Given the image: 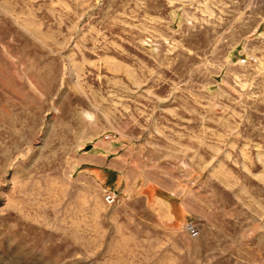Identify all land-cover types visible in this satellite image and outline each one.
I'll list each match as a JSON object with an SVG mask.
<instances>
[{"label":"rangeland","instance_id":"obj_1","mask_svg":"<svg viewBox=\"0 0 264 264\" xmlns=\"http://www.w3.org/2000/svg\"><path fill=\"white\" fill-rule=\"evenodd\" d=\"M0 264H264V0H0Z\"/></svg>","mask_w":264,"mask_h":264},{"label":"crops","instance_id":"obj_2","mask_svg":"<svg viewBox=\"0 0 264 264\" xmlns=\"http://www.w3.org/2000/svg\"><path fill=\"white\" fill-rule=\"evenodd\" d=\"M91 159L88 162V164L96 166L98 168L102 169H108V170H117L118 168L111 165V163H108L107 156L102 153L101 150H97V152H94L91 154Z\"/></svg>","mask_w":264,"mask_h":264},{"label":"built area","instance_id":"obj_3","mask_svg":"<svg viewBox=\"0 0 264 264\" xmlns=\"http://www.w3.org/2000/svg\"><path fill=\"white\" fill-rule=\"evenodd\" d=\"M117 196L118 195L115 191L107 190L104 193L105 201L108 204H112V203L116 202ZM187 230L192 236H195L197 234V230L195 229V227L193 225H188Z\"/></svg>","mask_w":264,"mask_h":264},{"label":"water","instance_id":"obj_4","mask_svg":"<svg viewBox=\"0 0 264 264\" xmlns=\"http://www.w3.org/2000/svg\"><path fill=\"white\" fill-rule=\"evenodd\" d=\"M85 149L87 150V149H89V147H86Z\"/></svg>","mask_w":264,"mask_h":264}]
</instances>
